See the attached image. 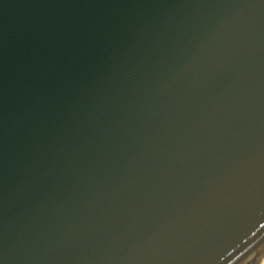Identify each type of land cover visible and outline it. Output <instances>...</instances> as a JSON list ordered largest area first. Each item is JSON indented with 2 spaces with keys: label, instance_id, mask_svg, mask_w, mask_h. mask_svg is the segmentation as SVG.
I'll return each mask as SVG.
<instances>
[{
  "label": "water",
  "instance_id": "water-1",
  "mask_svg": "<svg viewBox=\"0 0 264 264\" xmlns=\"http://www.w3.org/2000/svg\"><path fill=\"white\" fill-rule=\"evenodd\" d=\"M0 264H264V0H0Z\"/></svg>",
  "mask_w": 264,
  "mask_h": 264
}]
</instances>
